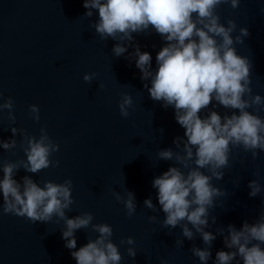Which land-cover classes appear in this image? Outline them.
<instances>
[{
  "label": "water",
  "instance_id": "1",
  "mask_svg": "<svg viewBox=\"0 0 264 264\" xmlns=\"http://www.w3.org/2000/svg\"><path fill=\"white\" fill-rule=\"evenodd\" d=\"M86 11L83 0H0V92L5 99H13L16 117L13 125L5 110L0 118V138L8 140L12 133L7 129L12 126L38 138L40 128L45 127L59 144V151L51 157L59 160L58 167L35 175L21 169L14 178L20 181L24 175H32L37 182L56 183L71 179L75 203L73 211L66 214L72 218L90 212L92 223L109 224L112 241L123 257L120 264H200L190 249L194 244L204 248L202 238L197 234L190 241L182 237L179 227H162L164 213L152 187L156 176L177 166L159 160L158 151L176 150L173 140L183 137L185 129L176 122L174 109L153 101L143 87L145 81L140 79L135 60L126 58L134 47H128L121 57L114 56L112 48L117 41L102 40L90 27L98 20V12L93 10V16L86 18ZM216 11L221 23L236 21L233 36L239 34V28L247 27L250 35L243 38V44L234 46L238 55L248 57L253 64V94L264 97V0H240L236 9L221 4ZM133 36L132 43L151 54L155 70V57L165 41L151 27ZM90 73L96 76L91 83L85 82L83 76ZM122 94L133 100L127 118L118 107ZM33 104L40 109L38 123L29 115ZM214 110L221 115L228 111L221 106ZM259 114L264 117V111ZM16 139V149L0 148V163L26 159L19 147L22 137L17 135ZM230 164L223 179L213 181L227 192L210 210L217 219L206 231L214 234L229 224L239 229L245 220L251 223L264 211V152L253 160L251 152L234 149ZM253 179L259 181L262 192L249 197L248 184ZM127 190L136 197L137 209L131 217L114 195L118 192L126 199ZM147 198L156 205V212L145 207ZM149 216L158 219L150 222ZM63 227L64 222L56 217L49 223H33L25 217L3 214L0 209V264H76L72 250L64 246ZM96 235L91 227L77 230L75 250ZM128 237L135 240L131 246L137 251L135 259L127 255L130 246L120 243ZM181 240L183 245H177ZM219 250H228L222 236L213 241L208 264H214Z\"/></svg>",
  "mask_w": 264,
  "mask_h": 264
},
{
  "label": "clouds",
  "instance_id": "2",
  "mask_svg": "<svg viewBox=\"0 0 264 264\" xmlns=\"http://www.w3.org/2000/svg\"><path fill=\"white\" fill-rule=\"evenodd\" d=\"M221 4H230L236 9L240 0H83V7L87 9L84 17H92L93 10L98 12V20L90 27L102 40L117 41L112 48L116 57L128 52V47H134V52L126 58L135 60L140 79L145 81L143 87L153 101L162 102L165 109L172 107L176 122L185 129L183 137L173 140L176 150L158 151L159 160L177 165L170 166L152 182L157 190L159 210L164 213L162 227H179L182 237L190 241L198 234L205 247L194 244L190 251L200 264H208L217 236L223 237L228 250L217 251L214 264H264V211L251 223L245 220L239 229L229 224L226 229L218 228L215 234L206 231L217 219L210 210L217 207L218 198L227 195L213 181L223 179L224 169L231 167L233 150L242 148L251 152L253 160L259 152H264V117L259 114L264 111V97L253 94L250 86L253 64L248 57L238 55L234 46L243 44V38L250 33L247 27H241L239 34L233 36L237 23L232 19L226 25L221 23L216 11ZM150 27L165 41L155 57V70L151 54L132 43L133 33L147 32ZM95 76L96 73L85 74L83 79L91 83ZM132 106V97L122 94L118 105L121 116L127 118ZM218 106L228 111L221 115L214 110ZM5 110L14 125V101L11 97L5 99L0 92V118ZM29 115L38 123L39 107L30 105ZM7 130L12 136L8 140L0 138V148L16 149V137L20 135L19 147L26 159L0 163L2 213L25 217L33 223H49L56 217L57 221L64 222L60 229L62 239L65 248L72 250L70 255L76 264H120L123 257L112 241L113 228L109 224L92 223L94 217L90 212L72 218L66 214L73 211L71 206L75 203L71 179L56 183L37 182L32 175H24L20 181L14 178L21 169L35 175L59 166V160L51 159L59 151V144L47 129L41 127L38 138L22 128L12 126ZM233 183L238 185V180ZM248 187L249 197L262 192L256 179ZM114 195L123 203L129 217L135 214L137 204L132 191L127 190L126 199L118 192ZM144 205L153 212L158 210L151 198L145 199ZM148 219L155 222L158 217ZM89 227L97 233L96 237H88L87 243L75 250L76 231ZM120 243L130 246L126 249L127 255L135 259L137 251L131 247L135 240L128 237ZM176 244L183 245V240Z\"/></svg>",
  "mask_w": 264,
  "mask_h": 264
}]
</instances>
